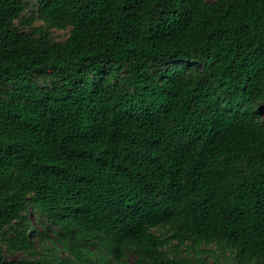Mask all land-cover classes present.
Returning <instances> with one entry per match:
<instances>
[{"label":"trees","instance_id":"1","mask_svg":"<svg viewBox=\"0 0 264 264\" xmlns=\"http://www.w3.org/2000/svg\"><path fill=\"white\" fill-rule=\"evenodd\" d=\"M212 82L264 106V0H0V231L28 252L0 238V264L49 261L27 238L34 192L152 264H197L150 233L164 192L198 235L264 253V130L224 114Z\"/></svg>","mask_w":264,"mask_h":264},{"label":"rangeland","instance_id":"2","mask_svg":"<svg viewBox=\"0 0 264 264\" xmlns=\"http://www.w3.org/2000/svg\"><path fill=\"white\" fill-rule=\"evenodd\" d=\"M213 1V0H209ZM34 2V0H33ZM33 13L26 12V18ZM22 24V23H20ZM42 19L24 21L23 29L29 30L34 26H41ZM72 26L64 24L62 27H51L50 37L54 41H64L70 35ZM190 69L200 68L195 62L177 63ZM125 74L120 75L118 82ZM123 82V80H122ZM39 84L49 85L51 82L39 81ZM211 85L218 91V104L224 114L230 117L246 116V123L254 126L255 130H264V106L257 100L243 99L233 101L228 91L217 82ZM126 86V85H125ZM145 111L153 113L156 107L152 104L149 109L142 104ZM226 125L231 121L224 118ZM237 165H241L239 162ZM169 194L163 193L165 206L162 213L156 217L150 227V233L158 240L165 254L177 260L190 258L197 264H264V253L247 257L241 250V244L215 232L198 235L190 226V211L185 205L172 208L167 205ZM32 205L29 207L28 240L35 250L50 255L49 261L43 264H152L141 255L130 242L115 238L110 233L99 229H87L77 220V209L69 200L59 199L46 203L34 192L29 196ZM60 202H62L60 204ZM167 205V207H166ZM186 210V214L182 210ZM12 235L10 229L0 231L2 245L9 258H23L28 252L25 249L12 251L7 239ZM57 257V258H56Z\"/></svg>","mask_w":264,"mask_h":264}]
</instances>
